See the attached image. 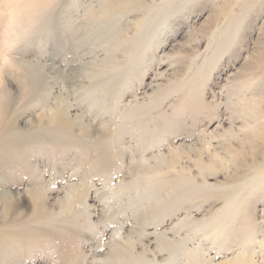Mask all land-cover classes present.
Returning a JSON list of instances; mask_svg holds the SVG:
<instances>
[{
  "label": "rangeland",
  "instance_id": "obj_1",
  "mask_svg": "<svg viewBox=\"0 0 264 264\" xmlns=\"http://www.w3.org/2000/svg\"><path fill=\"white\" fill-rule=\"evenodd\" d=\"M0 264H264V0H0Z\"/></svg>",
  "mask_w": 264,
  "mask_h": 264
}]
</instances>
